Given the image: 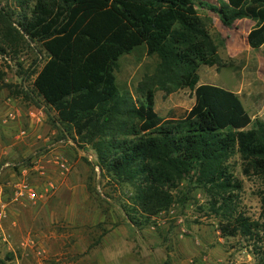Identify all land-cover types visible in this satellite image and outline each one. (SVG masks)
<instances>
[{
	"label": "trees",
	"instance_id": "trees-1",
	"mask_svg": "<svg viewBox=\"0 0 264 264\" xmlns=\"http://www.w3.org/2000/svg\"><path fill=\"white\" fill-rule=\"evenodd\" d=\"M2 3L0 53L27 41L46 56L29 74L30 91L14 95L32 102L34 96L51 110L72 139L93 153L100 176L127 190L120 210L129 225L146 226L184 205L197 189L208 198L221 238H252L264 231V224L237 212L241 185L227 164L237 155L244 171L264 177V121L251 122L234 93L197 84L199 67H217L220 60L191 0ZM208 10L225 28L252 21L246 44L253 51L264 46V0H225ZM141 46L158 59L153 79L161 91L191 92L188 111L162 119L154 112L151 84L140 85L134 101L118 89V59ZM260 203L264 214V197Z\"/></svg>",
	"mask_w": 264,
	"mask_h": 264
},
{
	"label": "rangeland",
	"instance_id": "rangeland-1",
	"mask_svg": "<svg viewBox=\"0 0 264 264\" xmlns=\"http://www.w3.org/2000/svg\"><path fill=\"white\" fill-rule=\"evenodd\" d=\"M191 1L220 60L217 67H199L197 84L234 93L251 122L264 121V46L253 51L245 40L254 23L238 20L225 28L208 10L225 0ZM45 59L27 41L0 53V264H264V231L252 238H221L208 198L197 189L184 205L146 226L129 225L120 210L127 190L100 176L93 153L72 139L51 110L34 96L36 107L30 96L14 95L30 91L29 74ZM157 64L142 46L136 48L118 59L115 84L133 101L140 85L151 84L157 116L178 117L192 106V94L161 91L153 79ZM30 110L41 112L40 124L29 125ZM227 164L241 185L237 212L264 224V177L244 171L237 155Z\"/></svg>",
	"mask_w": 264,
	"mask_h": 264
},
{
	"label": "crops",
	"instance_id": "crops-1",
	"mask_svg": "<svg viewBox=\"0 0 264 264\" xmlns=\"http://www.w3.org/2000/svg\"><path fill=\"white\" fill-rule=\"evenodd\" d=\"M249 32V31H248ZM18 115V114H17ZM16 115V116H17ZM19 116V115H18ZM26 117L29 120V125L30 126H35L40 124L43 121V115L41 114V112L38 110H30L27 112ZM9 119V118H8ZM9 120H14V119H9ZM6 121V120H5ZM5 123V122H3ZM24 132H20L19 136L15 137V138H19L20 136L23 135Z\"/></svg>",
	"mask_w": 264,
	"mask_h": 264
}]
</instances>
